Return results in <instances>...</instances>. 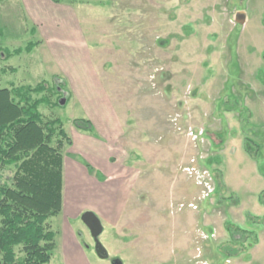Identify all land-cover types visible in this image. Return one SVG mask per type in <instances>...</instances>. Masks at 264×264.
<instances>
[{
  "label": "rangeland",
  "instance_id": "1",
  "mask_svg": "<svg viewBox=\"0 0 264 264\" xmlns=\"http://www.w3.org/2000/svg\"><path fill=\"white\" fill-rule=\"evenodd\" d=\"M59 3L77 7L121 127L107 158L116 178L85 162L88 194L76 193L79 176L65 179L64 210L49 220L57 247L47 264H264V0ZM22 10L18 0H0V88L61 85L39 110L74 136L76 120L87 118L66 95L65 78L27 52L4 59L38 41ZM9 66L17 71H1ZM87 210L104 224L109 259L96 253ZM228 225L259 241H236Z\"/></svg>",
  "mask_w": 264,
  "mask_h": 264
},
{
  "label": "trees",
  "instance_id": "2",
  "mask_svg": "<svg viewBox=\"0 0 264 264\" xmlns=\"http://www.w3.org/2000/svg\"><path fill=\"white\" fill-rule=\"evenodd\" d=\"M37 44L14 49L4 59L30 53ZM8 70L17 69H1ZM50 91L64 89L45 83L0 88V264H47L57 247L49 220L63 211L65 149L73 140L61 119L46 117L39 110L41 104L51 103ZM76 124L87 131L94 129L87 119L76 120ZM253 143L252 138L246 139L247 150L256 157ZM260 201L264 205V192ZM227 229L236 241L237 234L247 241H259L252 230L234 225ZM247 241H239L243 252L248 249ZM239 249H231V255L238 256Z\"/></svg>",
  "mask_w": 264,
  "mask_h": 264
},
{
  "label": "crops",
  "instance_id": "3",
  "mask_svg": "<svg viewBox=\"0 0 264 264\" xmlns=\"http://www.w3.org/2000/svg\"><path fill=\"white\" fill-rule=\"evenodd\" d=\"M18 1L23 9L22 17L19 15L22 23L29 25L31 33L38 36V44L27 54L36 56L42 65L54 66L56 71L53 74L61 77L60 81L65 78L69 87L66 95L69 94V98L73 97L71 99L82 107L83 117L92 122L98 134L92 137L89 131L74 130V136L71 135L73 144L65 155L64 178L79 176V184L72 179L76 193L82 191V194H88L85 191L93 178L83 163L101 169L110 179L116 178L113 176L116 170L109 165L107 158L112 148L110 135L121 127L119 110L112 102L105 79L93 68L98 57L80 28L77 7L55 0ZM11 21L7 20L4 25L12 24ZM67 189L64 183V202ZM103 202L96 206L93 204V209H102Z\"/></svg>",
  "mask_w": 264,
  "mask_h": 264
},
{
  "label": "water",
  "instance_id": "4",
  "mask_svg": "<svg viewBox=\"0 0 264 264\" xmlns=\"http://www.w3.org/2000/svg\"><path fill=\"white\" fill-rule=\"evenodd\" d=\"M239 21L240 22L242 21L240 17H239ZM61 103L65 104L66 100L62 99ZM82 220L84 221V223L90 230L92 237L94 238L95 250H96L98 257H100L101 259H109L110 253L100 239V237L102 236L105 230V227H104V224L101 218L97 215L96 212L92 210H87L82 215Z\"/></svg>",
  "mask_w": 264,
  "mask_h": 264
}]
</instances>
